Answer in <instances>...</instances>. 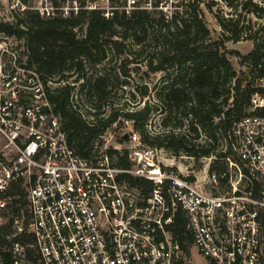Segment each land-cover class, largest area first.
<instances>
[{
  "label": "built area",
  "instance_id": "built-area-1",
  "mask_svg": "<svg viewBox=\"0 0 264 264\" xmlns=\"http://www.w3.org/2000/svg\"><path fill=\"white\" fill-rule=\"evenodd\" d=\"M113 9L110 0H10L16 18L82 10L109 18ZM251 81L246 114L220 140V155L196 169L185 155L190 164H165L136 132L125 148H109L105 133L82 156L38 72L0 62V230L8 233L0 264L5 253L11 264H191L193 248L206 264H264V70ZM110 149L127 150L133 167L117 166ZM127 174L152 188L131 186ZM181 213L182 237L172 230Z\"/></svg>",
  "mask_w": 264,
  "mask_h": 264
},
{
  "label": "trees",
  "instance_id": "trees-1",
  "mask_svg": "<svg viewBox=\"0 0 264 264\" xmlns=\"http://www.w3.org/2000/svg\"><path fill=\"white\" fill-rule=\"evenodd\" d=\"M110 1L114 9L109 18L100 10H82L70 18H44L28 11L14 23L0 21V34L23 41L28 67L47 86V99L60 117L69 143L88 157L94 143L124 119L132 122L133 132L143 144L174 157L185 155L200 164L202 158L220 155V140L232 122L246 114L251 78L264 70V44L250 35L247 39L255 42L251 52L242 56L237 50H228V41L245 39V27L240 19L219 16L224 34L229 36L213 38L205 9L213 13L215 0H177L170 14L164 11L168 0H136L132 11L124 9L127 0ZM223 1L235 11L242 9L264 18V0L261 4ZM262 30L264 23L256 34ZM228 54L240 57V71ZM159 73L161 81L152 87L151 76ZM51 82L60 86H48ZM127 88L133 102L120 105ZM131 104L133 108L128 109ZM157 114L165 116L163 133L147 129ZM128 141L126 135L120 138L122 144ZM108 152L117 166L133 167L127 150ZM123 179L145 193L152 188L141 177L127 174ZM185 224L181 213L172 230L182 237ZM7 235L0 230L2 247ZM4 259L11 264L10 253Z\"/></svg>",
  "mask_w": 264,
  "mask_h": 264
},
{
  "label": "rangeland",
  "instance_id": "rangeland-1",
  "mask_svg": "<svg viewBox=\"0 0 264 264\" xmlns=\"http://www.w3.org/2000/svg\"><path fill=\"white\" fill-rule=\"evenodd\" d=\"M175 1L177 0H168L166 6L164 7V11L167 12V14L168 13L170 14L172 12L173 10L172 3ZM179 1H186V0H179ZM215 1L217 2V5H215L213 9L214 10L213 13L205 9V18H206L207 26L211 30V34L213 38L215 39L219 38L224 34L223 28L217 19V16H219L226 20L230 18L240 19L241 27H245L244 33L242 34V36L245 39H242L239 42L228 41L226 44L228 50H237L241 53L242 56L251 52L255 47V42L253 40L247 39L246 36H250V35L258 38L259 44H264V30L259 31V33L256 34L257 30L262 27L264 23V18H260L254 14L247 13V11L242 9L235 11L227 7L223 0H215ZM254 1L261 4L260 0H254ZM127 9L128 10L135 9L132 0H128ZM15 20H16V15L11 13L10 10V0H0V21L14 23ZM223 36L227 37L229 36V33L226 32ZM12 54H16L17 63L14 62V57L12 56ZM26 54L27 53L23 41L17 40L14 37H8L7 35L0 34V62H3V64L8 69L15 68V64L19 66V63L27 67L28 57L26 56ZM228 58H230L237 71H240L242 69V67L240 66V57L228 54ZM161 78H162L161 73L152 75L151 86L153 87L155 83L160 82ZM71 82H73V79H71ZM78 85L79 84H77V86ZM48 86L56 87V86H60V84L51 82L49 83ZM78 88L79 87H77V90ZM129 90L130 88L129 89L127 88V91L123 95L122 92L119 91V96L122 95L119 101L120 105H123L125 103L130 104L133 102V100L129 95L130 94ZM137 101L139 102L141 101L140 97L138 96H137ZM132 106L133 104H131V106L127 105V108L128 109L133 108ZM164 118H165L164 115L163 116L158 114L154 115L150 121L149 127L147 128L148 131L152 133L153 132L163 133L164 128L162 126V120ZM132 132H133L132 122L124 119H120L119 123L114 124L107 131L104 144H106L109 148L118 146V144H120V138L124 134H129ZM127 144L128 143L122 144L123 148H125ZM158 156L159 159L162 160L165 164H175V166H185L187 164H190L188 163L189 160L184 159L181 156L174 157L168 152H166V150H162ZM195 164H196V169L200 168V166L203 165L202 162H200V164L196 162ZM191 264H206L205 259L197 252L195 248L192 249Z\"/></svg>",
  "mask_w": 264,
  "mask_h": 264
},
{
  "label": "water",
  "instance_id": "water-1",
  "mask_svg": "<svg viewBox=\"0 0 264 264\" xmlns=\"http://www.w3.org/2000/svg\"><path fill=\"white\" fill-rule=\"evenodd\" d=\"M126 137H129V135H128V134H126Z\"/></svg>",
  "mask_w": 264,
  "mask_h": 264
}]
</instances>
